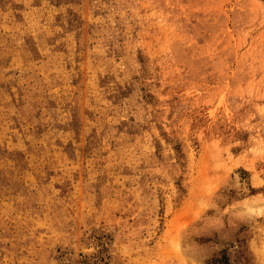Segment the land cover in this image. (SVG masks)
I'll return each instance as SVG.
<instances>
[{"label":"rangeland","instance_id":"rangeland-1","mask_svg":"<svg viewBox=\"0 0 264 264\" xmlns=\"http://www.w3.org/2000/svg\"><path fill=\"white\" fill-rule=\"evenodd\" d=\"M0 264H264V0H0Z\"/></svg>","mask_w":264,"mask_h":264},{"label":"bare ground","instance_id":"bare-ground-1","mask_svg":"<svg viewBox=\"0 0 264 264\" xmlns=\"http://www.w3.org/2000/svg\"><path fill=\"white\" fill-rule=\"evenodd\" d=\"M237 179H238V181H239V183H240V181H241V177H240V174H237ZM236 180V179H235ZM244 180V179H243ZM245 184H246V182H245ZM236 186V185H235ZM238 186V185H237ZM239 190V189H238ZM249 190V189H248ZM242 191H244V190H242ZM153 234H155V233H153Z\"/></svg>","mask_w":264,"mask_h":264}]
</instances>
